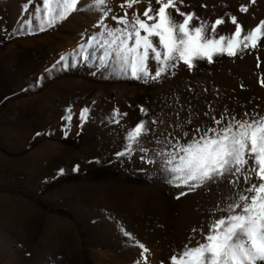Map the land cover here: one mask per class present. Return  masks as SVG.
<instances>
[{
  "label": "rangeland",
  "instance_id": "374dc122",
  "mask_svg": "<svg viewBox=\"0 0 264 264\" xmlns=\"http://www.w3.org/2000/svg\"><path fill=\"white\" fill-rule=\"evenodd\" d=\"M149 3L78 0L77 10L48 26L37 11L43 0H0V264H171L185 245L204 243L216 219L233 214L228 205L250 195L245 189L257 181L253 175L244 182L247 166L203 186L177 187L159 154L183 156L180 147L210 128L264 118V38L256 48L241 43L234 56L217 49L211 62L193 57L191 67L169 61L175 67L157 80H137L118 70L119 41L111 44L109 31L127 27L113 19L125 13L130 21L147 20ZM151 6L160 7L157 0ZM176 6L195 13L190 28L205 25L208 37H225V47L236 31L233 16L241 41L264 21V0H177ZM51 7L62 10L55 2ZM152 55L147 65L154 74ZM141 121L151 129L139 145L145 151L133 144L131 155H119ZM52 222L67 224L64 239L50 236ZM71 241H79L73 254L66 251Z\"/></svg>",
  "mask_w": 264,
  "mask_h": 264
},
{
  "label": "snow or ice",
  "instance_id": "6c2138e0",
  "mask_svg": "<svg viewBox=\"0 0 264 264\" xmlns=\"http://www.w3.org/2000/svg\"><path fill=\"white\" fill-rule=\"evenodd\" d=\"M54 2L62 10H54L51 7ZM138 2L139 0H125L128 7ZM182 2L183 0H180V3ZM251 2L255 3L256 0H251ZM77 3L78 0H43V7L37 8V11L45 13L46 19H43V23L54 26L56 21L66 19L72 11L77 10ZM98 3L104 5L106 0H98ZM157 3L160 7L153 12L150 0L149 7L143 13L147 20L136 15L130 21L127 13L119 18L113 17L119 23L131 27L133 32H128L127 27L123 30L109 31V36L113 37L111 44L119 41L117 48L113 49L119 57L118 70L137 80L145 82L157 80L169 67H175V64H169V61L183 60L191 67L193 57H206L211 62L212 53L217 49L220 52L226 51L229 56H234L241 43L244 48L249 46L256 48L257 41L264 38V33H262L264 21H261L255 29L246 32L241 41L239 38L243 29L233 16L231 19L232 23L237 25L236 31L233 34L234 38H228L225 47L222 43L225 37L221 36L219 40L208 37L205 25H193L190 28L189 24L195 13L181 12L176 6L177 0H157ZM170 8L183 17V20L176 21L172 13L167 11ZM247 10L246 7L241 8V11L246 12ZM149 13L153 14L149 15ZM148 20L155 22L149 24ZM215 23L219 25L223 21L217 20ZM41 30L44 29L41 28ZM141 30L146 35H141ZM214 30L213 27L212 31ZM153 36L158 37L156 43L150 39ZM129 41H132L131 46H129ZM159 46L164 49L163 59ZM149 50L158 65L154 74L149 71L147 65ZM105 55L108 56L111 53L106 52ZM261 83L264 85V80ZM67 112L68 115L64 119L70 123L71 108ZM141 112L146 113V109L141 108ZM88 113V108L81 110L82 122L88 120ZM215 123L219 124L220 121L217 120ZM150 131L146 122H139L128 134L127 151L119 155H131L133 144L137 145L139 151L144 152L145 150L139 145ZM196 131L199 132V129ZM208 132L214 135L209 137ZM179 151L184 155L178 157L177 154L172 153H168L167 156L163 152L159 154L162 157L161 163L164 170L169 173L168 181L170 183L179 181L177 187L181 185H188L191 188L203 186L220 177L235 176L245 166H247V171L243 177L244 182L252 181L253 175L257 182L248 183L245 191L250 195L242 194L239 196V202L228 205V211L233 214L218 218L210 225L209 232L204 237V243L193 247L185 245L179 256L171 257V264H258V262L264 264V118L251 122L236 121L235 126L229 124L220 131L210 128L199 140L181 146ZM140 158L148 163H156L155 156L142 155ZM177 158L178 163H176ZM249 161L252 163L249 164ZM193 181L198 183H191ZM181 195L185 193L181 192ZM139 247L144 253L149 252L143 244ZM144 259L146 262L147 257Z\"/></svg>",
  "mask_w": 264,
  "mask_h": 264
},
{
  "label": "bare ground",
  "instance_id": "6f19581e",
  "mask_svg": "<svg viewBox=\"0 0 264 264\" xmlns=\"http://www.w3.org/2000/svg\"><path fill=\"white\" fill-rule=\"evenodd\" d=\"M205 16H206V14H205ZM71 21H73V20H71ZM71 23H73V22H71ZM76 24V23H75ZM74 25V24H73ZM77 25V24H76ZM77 31V30H76ZM111 141V140H110ZM109 141V142H110ZM112 142V141H111ZM117 143V142H116ZM115 143V144H116ZM108 144V143H107ZM108 149V148H107ZM134 206V205H133ZM132 224V223H131ZM136 224V223H135ZM138 224V223H137ZM67 225V224H66ZM66 225H64V224H59V223H56V222H52V224H51V226H50V228H49V233L51 234L50 236H52L53 238H56V237H58V236H61V238H65V234H67L66 233V229H68L67 227H66ZM124 226V225H123ZM136 226V225H135ZM65 228V229H64ZM61 229H63L62 231H61ZM70 231V230H69ZM135 233V232H134ZM136 234V233H135ZM69 236V235H68ZM71 237H75L76 238V236H74V234L72 233L71 234ZM70 237V238H71ZM60 238V237H59ZM69 238V239H70ZM65 241V240H64ZM72 242V244H73V246H71V248H69V247H67L66 248V251H70L72 254H73V251H75V253L77 252V250H76V248H78L79 247V241H78V243H77V245L73 242V241H71ZM62 244V243H61ZM73 256V255H72ZM102 257V256H101ZM145 257V256H144ZM143 257V258H144ZM146 257H148L147 255H146ZM99 258V257H98ZM143 258H142V260H143ZM70 259H71V257H70ZM100 259V258H99ZM145 262V261H144ZM69 263L71 264V262L69 261ZM115 264V263H114Z\"/></svg>",
  "mask_w": 264,
  "mask_h": 264
}]
</instances>
